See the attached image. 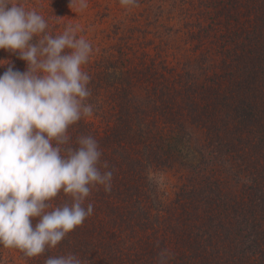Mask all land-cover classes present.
Instances as JSON below:
<instances>
[{
  "label": "trees",
  "instance_id": "trees-1",
  "mask_svg": "<svg viewBox=\"0 0 264 264\" xmlns=\"http://www.w3.org/2000/svg\"><path fill=\"white\" fill-rule=\"evenodd\" d=\"M12 2L41 14L49 34H62L59 15L70 0ZM207 6L219 21L187 31L191 56L204 62L200 82L147 41L133 53L126 41L110 45L103 61L84 66L94 114L69 134L73 146L81 135L97 139L115 170L112 189L93 190L86 201L93 214L57 247L35 258L17 249L26 264L68 253L85 264H157L165 249L169 264H264V0ZM0 60L27 70L18 54L0 49ZM191 128L203 132L212 168ZM175 166L193 176H180L168 192L161 172ZM232 171L242 181L230 179ZM65 202L62 191L53 200Z\"/></svg>",
  "mask_w": 264,
  "mask_h": 264
},
{
  "label": "clouds",
  "instance_id": "clouds-1",
  "mask_svg": "<svg viewBox=\"0 0 264 264\" xmlns=\"http://www.w3.org/2000/svg\"><path fill=\"white\" fill-rule=\"evenodd\" d=\"M138 0H120L136 6ZM83 10L87 0H70ZM45 18L12 0H0V49L18 54L27 70L0 60V245L28 258L57 247L93 214V190L112 189L114 169L102 160L92 135L69 129L94 114L91 75L84 70L92 44L66 26L51 35ZM61 191L70 202L54 205ZM35 221V223H33ZM162 250L157 264H169ZM45 264H85L76 254L49 257Z\"/></svg>",
  "mask_w": 264,
  "mask_h": 264
},
{
  "label": "rangeland",
  "instance_id": "rangeland-1",
  "mask_svg": "<svg viewBox=\"0 0 264 264\" xmlns=\"http://www.w3.org/2000/svg\"><path fill=\"white\" fill-rule=\"evenodd\" d=\"M214 1L138 0L136 6H122L120 0H87V7L83 10L75 4L70 6L69 2L62 7L63 14L60 12L58 29L62 33L66 26L77 27V35L83 36L93 46L91 61L94 63H100L105 59L110 45L116 43L122 45L126 41L133 53L141 47L140 44H144V41L150 42L152 49L149 50L166 51L169 60H173L177 65L181 64V69L189 73L190 79L196 78L200 82L203 78L201 67L204 62L200 58H195L197 61L193 62L195 60L191 56L187 31L194 30L199 34L201 27L206 30L210 25L213 26L215 19V23L219 21L221 16L207 6V3L211 5ZM216 27L218 28V26L214 28ZM211 30L214 31L213 27ZM198 61L201 62V66ZM190 132L193 135L194 148L203 151L207 162L206 168H212L215 162L213 155L209 154L210 150L205 147L203 132L196 128H191ZM233 173L234 171L230 172V179L242 181L241 176L235 179ZM180 176L191 178L193 172L178 170L177 166L166 174L164 171L161 172V180L168 183V192H173L172 187L180 183L181 180L178 179ZM243 181L246 182V179ZM241 184L239 182L237 186L240 187ZM169 196L172 197V194ZM0 264L26 263L16 248H5L0 245Z\"/></svg>",
  "mask_w": 264,
  "mask_h": 264
}]
</instances>
